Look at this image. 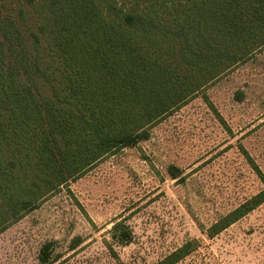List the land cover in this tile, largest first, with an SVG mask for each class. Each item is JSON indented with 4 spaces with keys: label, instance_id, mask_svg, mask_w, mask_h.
<instances>
[{
    "label": "trees",
    "instance_id": "obj_1",
    "mask_svg": "<svg viewBox=\"0 0 264 264\" xmlns=\"http://www.w3.org/2000/svg\"><path fill=\"white\" fill-rule=\"evenodd\" d=\"M263 46L264 0H0V228ZM263 203L264 189L210 236Z\"/></svg>",
    "mask_w": 264,
    "mask_h": 264
},
{
    "label": "rangeland",
    "instance_id": "obj_2",
    "mask_svg": "<svg viewBox=\"0 0 264 264\" xmlns=\"http://www.w3.org/2000/svg\"><path fill=\"white\" fill-rule=\"evenodd\" d=\"M149 134L8 220L0 264H264V203L209 234L264 189V46Z\"/></svg>",
    "mask_w": 264,
    "mask_h": 264
}]
</instances>
